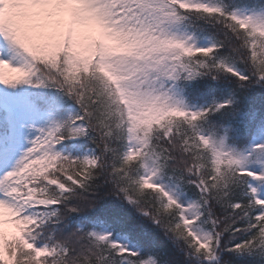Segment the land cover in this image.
Wrapping results in <instances>:
<instances>
[{
	"label": "snow or ice",
	"instance_id": "6c2138e0",
	"mask_svg": "<svg viewBox=\"0 0 264 264\" xmlns=\"http://www.w3.org/2000/svg\"><path fill=\"white\" fill-rule=\"evenodd\" d=\"M0 264H264V0H0Z\"/></svg>",
	"mask_w": 264,
	"mask_h": 264
}]
</instances>
